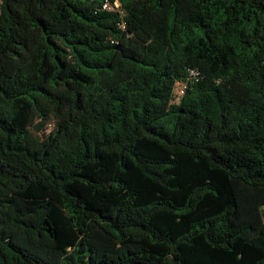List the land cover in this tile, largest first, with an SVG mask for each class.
<instances>
[{
  "label": "trees",
  "instance_id": "obj_1",
  "mask_svg": "<svg viewBox=\"0 0 264 264\" xmlns=\"http://www.w3.org/2000/svg\"><path fill=\"white\" fill-rule=\"evenodd\" d=\"M105 1L1 0L0 264H264V0Z\"/></svg>",
  "mask_w": 264,
  "mask_h": 264
},
{
  "label": "built area",
  "instance_id": "obj_2",
  "mask_svg": "<svg viewBox=\"0 0 264 264\" xmlns=\"http://www.w3.org/2000/svg\"><path fill=\"white\" fill-rule=\"evenodd\" d=\"M103 9L111 10L115 12L120 11L121 9L120 1L119 0H106L103 5ZM180 93L183 94L184 91L181 89Z\"/></svg>",
  "mask_w": 264,
  "mask_h": 264
},
{
  "label": "rangeland",
  "instance_id": "obj_3",
  "mask_svg": "<svg viewBox=\"0 0 264 264\" xmlns=\"http://www.w3.org/2000/svg\"><path fill=\"white\" fill-rule=\"evenodd\" d=\"M0 4H1V0H0ZM48 131H50V128H48Z\"/></svg>",
  "mask_w": 264,
  "mask_h": 264
}]
</instances>
